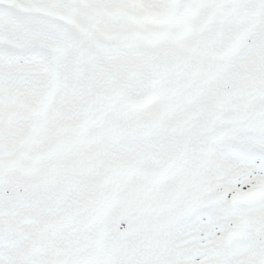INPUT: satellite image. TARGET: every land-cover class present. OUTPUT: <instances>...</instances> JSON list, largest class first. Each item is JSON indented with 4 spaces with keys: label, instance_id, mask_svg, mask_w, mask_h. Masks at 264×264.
<instances>
[{
    "label": "snow or ice",
    "instance_id": "snow-or-ice-1",
    "mask_svg": "<svg viewBox=\"0 0 264 264\" xmlns=\"http://www.w3.org/2000/svg\"><path fill=\"white\" fill-rule=\"evenodd\" d=\"M0 264H264V0H0Z\"/></svg>",
    "mask_w": 264,
    "mask_h": 264
}]
</instances>
